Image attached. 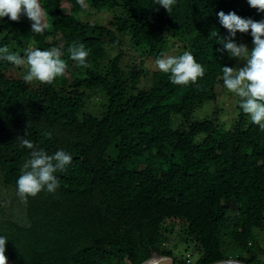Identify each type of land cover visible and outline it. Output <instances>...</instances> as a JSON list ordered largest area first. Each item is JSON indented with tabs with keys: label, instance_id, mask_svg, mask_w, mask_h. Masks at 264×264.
Masks as SVG:
<instances>
[{
	"label": "trees",
	"instance_id": "16d2710c",
	"mask_svg": "<svg viewBox=\"0 0 264 264\" xmlns=\"http://www.w3.org/2000/svg\"><path fill=\"white\" fill-rule=\"evenodd\" d=\"M84 2L82 8L77 0H39L49 25L42 34L31 31L26 15L0 18V47L22 57L25 49L55 47L67 64L52 84L26 83V65L0 60V155L9 156L0 191L20 202L10 213L0 203L8 264H141L154 253L172 256V240L192 243L196 264L228 258L264 264V130L239 97L228 128L218 110L194 118L216 100L223 66L233 67L209 38L210 30L230 36L217 13L244 11L243 0H176L171 13L156 0ZM105 9L112 12L107 24L83 20ZM233 39L249 41L239 31ZM74 43L85 45L90 67L71 59ZM108 45L123 48L106 58ZM126 45L136 55L123 60ZM169 50L190 52L204 76L175 85L148 66ZM152 72L154 84H143ZM91 87L106 97L98 115L85 108ZM22 137L49 155L72 156L55 173V193L26 201L17 195L32 151L21 146Z\"/></svg>",
	"mask_w": 264,
	"mask_h": 264
},
{
	"label": "clouds",
	"instance_id": "9594fccd",
	"mask_svg": "<svg viewBox=\"0 0 264 264\" xmlns=\"http://www.w3.org/2000/svg\"><path fill=\"white\" fill-rule=\"evenodd\" d=\"M248 4L259 12H264V0H247ZM83 8L84 0H77ZM176 0H156L171 13ZM108 11V10H107ZM110 12V11H109ZM21 15H26L31 21V31L42 34L49 25L45 21L46 13L39 0H0V18L8 17L18 21ZM220 24L228 30L230 36L221 37L215 30H210L209 38H216L230 57L244 62V66L236 68L224 65L222 68L223 83L229 92L240 98V108L250 117L253 124L264 130V21L245 19L234 11L217 13ZM85 18V17H84ZM251 33L253 47L251 50L245 44H238L233 39L236 33ZM68 52L72 60L82 68L90 67L87 62L89 52L83 43H74ZM62 52L58 48L41 50L39 48L25 49L22 57L19 53L11 52L8 46L0 47V60L7 61L14 66H27V73L23 76L26 83L40 82L52 84L62 76L67 68L61 58ZM156 67L163 73L169 74L170 82L175 85L196 83L203 77L205 70L194 56L185 51L179 56L158 58ZM50 136L51 134L48 133ZM21 146L32 149L30 158L23 164L21 175L17 180V195L26 201L28 197H36L41 191L55 193L59 181L55 173L63 172L72 161V156L64 150H57L49 155L43 149L37 150L27 138L21 139ZM7 238L0 236V264H8L5 255Z\"/></svg>",
	"mask_w": 264,
	"mask_h": 264
},
{
	"label": "rangeland",
	"instance_id": "374dc122",
	"mask_svg": "<svg viewBox=\"0 0 264 264\" xmlns=\"http://www.w3.org/2000/svg\"><path fill=\"white\" fill-rule=\"evenodd\" d=\"M243 10L241 12H238L235 10V6H231L229 12H235L237 15H239L242 18L245 19H253L255 21H261L262 17H264V12H259L255 8H252L247 0H243ZM228 12V13H229ZM112 18V12L107 11L106 9L97 15H92L89 17L83 18L85 21L93 22L97 21L103 24H107L108 21ZM112 27V26H111ZM249 41L245 44L250 50L253 47L252 44V36L249 32H247ZM180 39V38H178ZM109 48L106 49L107 56L106 58H112L114 57L119 49L123 47H115L114 49L108 45ZM118 49V51H117ZM126 52L124 53L123 60H128L130 56L136 55L135 51L131 49L128 45L125 46ZM177 53L175 50H169L168 56H175ZM231 61L233 63V67L239 68L244 66V62L238 61L236 58L231 57ZM148 66L150 68H157L155 62H150L148 60ZM68 74V73H67ZM68 76H70L68 74ZM156 80V76L154 73H150L149 77L144 78L143 84L149 86L150 84H154ZM214 89L216 91V100L212 101L209 100L205 102L202 106H200L196 112L194 113L195 119L204 118L205 116L211 115L214 110H218V117L225 125V127H230L232 118L236 114V110L234 109V105L236 104V100L238 96L235 94L229 92V90L226 89V87L223 84H217L214 85ZM86 91V98H85V108L90 111L93 114L98 115L103 110V103L106 101V97L103 94V90L100 87H91V88H85ZM203 91L199 92V96L202 94ZM6 153L0 155V169L6 168L7 164L4 163L5 160H9V156L7 153V156H4ZM0 203L1 206L6 210V213H10L13 210L20 208V202L17 200L16 197L12 196V194H4L2 191H0ZM4 199V200H3ZM175 237V235H174ZM261 243L264 245V232L260 234L259 236ZM170 246L172 248V257L174 258V263L178 264L183 262L184 264H196L197 258L200 256V253L197 249L194 248L192 243H189L188 245L178 242L176 246H173L175 243L174 240L170 241ZM190 254L189 257H187L186 254ZM261 259L264 258V256H260Z\"/></svg>",
	"mask_w": 264,
	"mask_h": 264
},
{
	"label": "water",
	"instance_id": "95a60500",
	"mask_svg": "<svg viewBox=\"0 0 264 264\" xmlns=\"http://www.w3.org/2000/svg\"><path fill=\"white\" fill-rule=\"evenodd\" d=\"M141 264H174V258L169 255L154 253L151 257L144 260ZM210 264H248V263L235 258H228V259L215 261Z\"/></svg>",
	"mask_w": 264,
	"mask_h": 264
},
{
	"label": "built area",
	"instance_id": "2783aa9c",
	"mask_svg": "<svg viewBox=\"0 0 264 264\" xmlns=\"http://www.w3.org/2000/svg\"><path fill=\"white\" fill-rule=\"evenodd\" d=\"M186 255H187V257H189V256H190V254H188V253H187Z\"/></svg>",
	"mask_w": 264,
	"mask_h": 264
}]
</instances>
